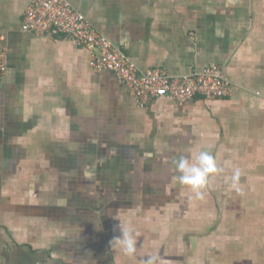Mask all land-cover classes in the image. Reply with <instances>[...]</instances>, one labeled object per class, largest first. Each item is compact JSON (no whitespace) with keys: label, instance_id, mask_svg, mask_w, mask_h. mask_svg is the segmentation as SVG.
Wrapping results in <instances>:
<instances>
[{"label":"crops","instance_id":"1","mask_svg":"<svg viewBox=\"0 0 264 264\" xmlns=\"http://www.w3.org/2000/svg\"><path fill=\"white\" fill-rule=\"evenodd\" d=\"M31 1L0 0V50L7 52L0 84V185L103 182L98 193L132 203L148 173L154 174L157 154L195 163L208 151L217 172L209 175L198 200L205 201L204 212L214 210L215 223L199 234L196 259L188 256L183 264H264V0H67L140 71L161 69L177 77L215 64L232 85L225 99L196 98L181 105L159 99L146 109L136 107L112 73L92 70L89 52L67 37L22 32ZM139 137L148 141V152H142ZM170 165L169 175L177 176L175 163ZM61 187L49 203L26 188L20 209L28 223L37 219L38 225L29 224L36 229L26 231L28 240L13 236L11 243H0V264L124 261L123 253L112 260L107 241L89 237L95 230L87 219L72 221L73 203ZM189 189L181 199L190 198ZM30 198L38 200L34 207ZM48 209L64 217L55 223L53 237L43 219ZM10 211L12 229L6 228L15 233L20 216ZM144 214L134 212L140 219ZM144 228L138 225L139 232ZM139 232L135 239L143 238ZM149 233L147 244L136 241L133 257L140 264L157 256L168 239V229Z\"/></svg>","mask_w":264,"mask_h":264},{"label":"rangeland","instance_id":"2","mask_svg":"<svg viewBox=\"0 0 264 264\" xmlns=\"http://www.w3.org/2000/svg\"><path fill=\"white\" fill-rule=\"evenodd\" d=\"M137 140H140V143L143 145L144 149L142 148V152H148L146 149L149 148L148 141H144L143 138L139 137ZM143 140V141H142ZM141 148V147H140ZM146 148V149H145ZM146 153H144L145 155ZM157 153L155 152L154 155ZM158 160V166L156 165L153 173H148V178H146L145 183L141 184L139 194H137L135 201L132 203L129 200H122L120 198H116L113 195H102L98 193V187H103L106 183H99L95 184L94 187L92 184L84 183L83 187L82 183H63V185H55V184H16V185H0V243H11L13 236L17 237L20 241L22 238L28 240L26 236V232L30 229H36V227H30V223L33 225H38L37 219L32 220L30 223L27 222V219H24L23 212L21 211L20 207H24V203L26 201L25 198L27 194L26 188L32 189L37 192V196L42 200H46L47 203L55 201L54 193L52 192H59V186L61 187V193L64 194L68 200L71 201V208L73 220H78V222H83V218L87 219L85 222H89L94 227L93 232H88L89 237L94 238L96 241H107L108 245H110V241L118 236L116 234L119 231V226L124 228H131L133 230V234L135 231L139 232L138 225H143L144 231L139 232L143 236L137 237L136 241L144 240L145 244H147V239H151V237H144L149 234V231L152 229H160L162 228L165 232L168 229V239L164 245L161 246V250L157 254L158 259L155 261V264H164L162 261L165 258H172L174 257L175 263L174 264H183V258L190 256L191 258L196 259L198 256L199 250V234L204 233V227L210 226L215 223L214 220V210L212 209L211 212L203 210L205 206V201L198 200L195 194L188 186L182 184H174L172 181L175 180L174 177L169 175L168 165L174 162H171L168 159L170 154L167 155L165 152L160 153ZM177 157V156H176ZM176 161V160H175ZM173 164L170 166L173 167ZM175 170V167H173ZM54 170V169H53ZM64 175V174H63ZM65 179V178H64ZM66 179H69L68 177ZM178 181V180H177ZM180 183V182H179ZM110 185V184H109ZM107 186V185H106ZM208 186V185H207ZM14 187V191L9 190ZM79 189L81 192L78 194L75 193L73 190L74 188ZM113 184L110 185L108 188H112ZM25 188V189H23ZM72 190L70 194H67L68 190ZM82 189V190H81ZM189 189L190 198L187 200L181 199L180 195L182 191ZM40 191V192H38ZM97 192L95 195L94 192ZM111 191V190H110ZM180 192V194H179ZM51 193V194H50ZM194 194V195H193ZM9 195L10 200L6 199ZM16 195V196H15ZM15 196V197H14ZM58 197H63L61 194L57 195ZM64 196V197H65ZM103 196V197H102ZM105 196V197H104ZM38 200L29 199L31 207L36 205ZM134 202L136 207L133 206ZM213 203V200H212ZM204 204V205H202ZM30 205H27L30 207ZM42 205V204H41ZM207 205V201H206ZM212 205V204H211ZM130 206V207H129ZM209 206V205H208ZM49 207V204H47ZM56 207V206H55ZM133 207V208H132ZM131 208V209H129ZM136 208V209H135ZM209 208V207H208ZM15 210L19 214V223L17 224L16 229L18 232H8L6 225L8 228L11 227V219L12 212L10 210ZM142 209L144 211V215L140 218H137L134 215V212H138ZM35 210V209H34ZM93 210V213L90 211ZM15 212V213H16ZM31 212H35L32 211ZM89 212V213H88ZM46 215H44L43 219L46 220L45 225H48L50 235L53 237V229H55V223L60 220H63L64 217L61 216L58 210H46ZM88 213V214H87ZM36 214V213H33ZM140 219V220H139ZM42 220V219H41ZM136 221V222H135ZM41 222V221H39ZM27 224L26 226H23ZM44 223V222H43ZM106 226V232H99V226ZM136 225V229L135 226ZM91 226V230L93 227ZM45 227V226H44ZM57 227V226H56ZM12 229V228H10ZM24 231V232H23ZM87 233H84L85 236ZM105 234V236H104ZM209 234V233H208ZM108 235V236H107ZM88 237V236H87ZM192 238V245H188V238ZM104 242V243H105ZM98 248V247H97ZM111 249V247H110ZM109 249V250H110ZM137 250V249H136ZM110 254L112 256V260L114 257L118 258L124 254V261L119 262V259L112 261V264H140V262H136L137 258L133 257L137 253L135 252L134 255L128 256L126 255L120 246L113 244L112 249L110 250Z\"/></svg>","mask_w":264,"mask_h":264},{"label":"built area","instance_id":"3","mask_svg":"<svg viewBox=\"0 0 264 264\" xmlns=\"http://www.w3.org/2000/svg\"><path fill=\"white\" fill-rule=\"evenodd\" d=\"M21 31L34 35L56 34L70 39L90 54L89 67L108 71L123 85L139 109L165 99L179 105L196 99H225L232 85L223 68L212 64L202 72L173 77L164 70L140 71L129 57L101 35L67 0H32L26 8ZM3 40V39H2ZM7 73V52L0 50V84ZM264 99V95H261Z\"/></svg>","mask_w":264,"mask_h":264},{"label":"clouds","instance_id":"4","mask_svg":"<svg viewBox=\"0 0 264 264\" xmlns=\"http://www.w3.org/2000/svg\"><path fill=\"white\" fill-rule=\"evenodd\" d=\"M175 171L178 173L174 179L178 180L182 185L188 186L197 199L203 198L202 189L205 188L210 174L217 172L214 157L208 151H201L196 158L195 163H190L185 156H180L175 162ZM240 175L237 170L233 176V181L238 180ZM235 186V184H234ZM239 191V188H237ZM120 235L114 237L110 241V247L113 244L120 246L122 251L132 256L136 252V239L131 228H120ZM157 257H149L145 264H155Z\"/></svg>","mask_w":264,"mask_h":264}]
</instances>
